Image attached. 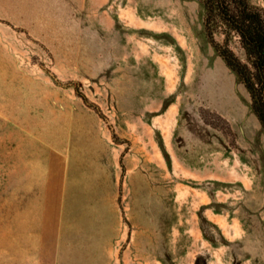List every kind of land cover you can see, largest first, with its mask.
Instances as JSON below:
<instances>
[{"label":"rangeland","instance_id":"374dc122","mask_svg":"<svg viewBox=\"0 0 264 264\" xmlns=\"http://www.w3.org/2000/svg\"><path fill=\"white\" fill-rule=\"evenodd\" d=\"M204 15L0 0V264H264V128Z\"/></svg>","mask_w":264,"mask_h":264},{"label":"trees","instance_id":"16d2710c","mask_svg":"<svg viewBox=\"0 0 264 264\" xmlns=\"http://www.w3.org/2000/svg\"><path fill=\"white\" fill-rule=\"evenodd\" d=\"M201 1L206 36L246 87L251 109L264 128V9L249 0Z\"/></svg>","mask_w":264,"mask_h":264},{"label":"bare ground","instance_id":"6f19581e","mask_svg":"<svg viewBox=\"0 0 264 264\" xmlns=\"http://www.w3.org/2000/svg\"><path fill=\"white\" fill-rule=\"evenodd\" d=\"M222 102H223V101H222ZM241 176H242V175H241ZM245 181H246V180H245ZM248 184H249V183H248ZM248 184H247V185H248ZM249 185H250V184H249ZM245 187H246V186H245ZM245 192H246V191H245ZM247 192H248V191H247ZM251 196H252V195H251ZM239 204H240V203H239ZM262 208H263V206L260 205L259 208H258V210L260 211V209L262 210Z\"/></svg>","mask_w":264,"mask_h":264}]
</instances>
